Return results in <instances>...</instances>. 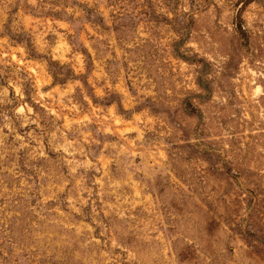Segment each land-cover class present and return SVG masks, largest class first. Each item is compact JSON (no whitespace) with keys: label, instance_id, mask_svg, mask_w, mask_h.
<instances>
[{"label":"clouds","instance_id":"obj_1","mask_svg":"<svg viewBox=\"0 0 264 264\" xmlns=\"http://www.w3.org/2000/svg\"><path fill=\"white\" fill-rule=\"evenodd\" d=\"M27 3L35 6V0ZM96 3L107 12H131L133 39L124 47L145 45L147 56L122 50L123 60L116 59L127 61L126 69L117 63L112 75L97 62L89 72L87 56L65 33L49 55L71 69L66 86L44 91L31 71L0 86V105L10 106L0 109V171L22 178L38 206L47 203L41 197L57 200L66 204L70 223H87L79 229L65 226L55 239L45 233L23 244L0 236V264H264V256L242 234L248 185L241 183L245 175L264 181V58L249 68L247 52L241 56L250 36L264 41V0ZM17 6L23 0H0V46L5 48L20 23L11 13ZM92 43L82 41V46L95 55ZM61 50L71 56L57 55ZM237 57L244 60V71L232 78L229 66ZM44 75L43 85H52L51 75ZM26 81L32 82L30 100ZM9 87L14 97L9 98ZM77 90L82 101L74 102ZM221 96L234 101L239 119L261 134L257 139L242 135L243 143H234L227 134L207 135L203 114ZM148 132L153 139L145 138ZM42 141L67 160L66 173L53 176L37 166L47 158ZM94 145H102L99 153ZM112 162L122 166L119 179L97 166ZM90 169L103 171V183L85 182ZM157 174L180 194L179 203L150 198ZM125 188L139 193H125Z\"/></svg>","mask_w":264,"mask_h":264},{"label":"rangeland","instance_id":"obj_2","mask_svg":"<svg viewBox=\"0 0 264 264\" xmlns=\"http://www.w3.org/2000/svg\"><path fill=\"white\" fill-rule=\"evenodd\" d=\"M118 3L119 0H116ZM108 6L113 4V0H107ZM129 4L133 0H128ZM102 11L106 15H102ZM123 11V9H122ZM20 23L17 25V31L9 36V47L0 46V86H8L9 78L15 79L17 76L23 78L31 71L33 76L40 79L42 90L51 91L55 85L64 87L72 79L73 73L67 65H61L59 60H53L49 53L61 42V37L65 36L70 45L75 46L83 52L88 58L87 68L91 72L95 69L97 62L103 63L104 71L115 75L118 71L116 65L120 63V67L126 69L127 61L122 63L116 59L120 56L123 60L122 50L124 53H137L147 56L148 50L145 45H136L133 48L124 47L126 42L130 43L133 39L134 19L131 12H107L106 8H101L96 0H35V6L23 0V6H17L11 9ZM106 17L110 23H106ZM61 24L67 25V28L60 27ZM68 29L72 31L69 32ZM82 41H91V47L95 55L90 53L87 48L82 46ZM17 46H23L24 53L12 51ZM248 54V66L252 65L257 58H264V41H260L255 35L250 36L241 56L244 52ZM57 55L71 56L63 50ZM15 56V60L12 57ZM108 56V59H105ZM10 60V64H4L2 61ZM20 63L17 64L16 62ZM244 60L237 57L229 66V72L232 78L238 76L242 71ZM27 65V66H26ZM37 66H42L37 67ZM20 71L13 73L16 68ZM255 70L254 68L252 69ZM45 73L51 75L53 84L43 85ZM85 88H88L85 79L81 80ZM32 91V82H25V97L30 100ZM221 92L223 89L220 90ZM14 90L9 87V98L14 97ZM212 97L209 96V100ZM82 101L79 90L74 93V102ZM224 101V102H221ZM95 103V101H94ZM234 101H228L226 97L217 98L216 107H207L203 114V121L207 125V135L227 134L232 137L234 143H243L241 136L247 139H257L261 134L251 122L244 124L240 119V110L235 108ZM10 107L9 105H0V109ZM55 109V105H53ZM36 106L34 110H38ZM67 115V110H65ZM93 129L96 125L90 126ZM30 130V129H29ZM6 131V130H5ZM22 132V130H21ZM145 138L151 140L154 133H145ZM114 140V137L108 138ZM11 140V137H9ZM102 146V145H101ZM101 146H93L94 153L100 152ZM35 149V144L32 145ZM40 150L45 152L46 159L41 158L37 162V166L43 168L53 176L66 173L70 165L67 160L61 158V154L53 152L46 141H42ZM107 152V150H105ZM23 153L21 156L23 157ZM67 156V154H63ZM71 159V157H69ZM89 159H93L89 157ZM93 162H95L93 160ZM139 163V158H137ZM103 171H107L113 178L119 179L122 173V166L116 162L98 164ZM21 171L26 175H31L30 171ZM82 171V170H81ZM102 172H96L90 169L86 174L85 182L92 185L93 180H101ZM18 181V182H17ZM241 183L248 185L247 195L243 207L246 209V227L243 235L254 252L264 256V181H260L256 176H243ZM25 181L22 178H13L11 175L0 171V236L6 234L7 238L14 243H29L34 238L41 237L45 233L52 239L56 238V234H64L68 228H80V223H70L73 217L68 215L66 204H60L57 200H50L47 197H41V200H47V203L40 207L37 204L36 196L25 190L23 187ZM99 190L98 187L96 189ZM125 193L136 192L139 189L123 190ZM150 198L161 196L171 205L174 202L179 203L182 198L179 193H173L166 178L157 174L150 183L148 189ZM114 199V198H113ZM139 210L133 211L136 215ZM239 227V226H238ZM41 264H48L46 260H42Z\"/></svg>","mask_w":264,"mask_h":264}]
</instances>
